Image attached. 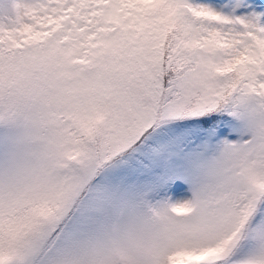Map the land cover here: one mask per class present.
Returning <instances> with one entry per match:
<instances>
[{
	"label": "snow or ice",
	"instance_id": "obj_1",
	"mask_svg": "<svg viewBox=\"0 0 264 264\" xmlns=\"http://www.w3.org/2000/svg\"><path fill=\"white\" fill-rule=\"evenodd\" d=\"M0 264H264V0H0Z\"/></svg>",
	"mask_w": 264,
	"mask_h": 264
}]
</instances>
